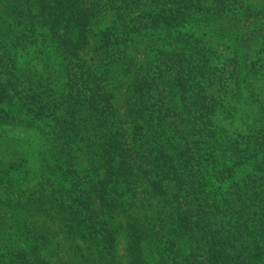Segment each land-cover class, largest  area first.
I'll return each mask as SVG.
<instances>
[{
    "label": "trees",
    "instance_id": "trees-1",
    "mask_svg": "<svg viewBox=\"0 0 264 264\" xmlns=\"http://www.w3.org/2000/svg\"><path fill=\"white\" fill-rule=\"evenodd\" d=\"M0 264H264V6L0 0Z\"/></svg>",
    "mask_w": 264,
    "mask_h": 264
},
{
    "label": "rangeland",
    "instance_id": "rangeland-1",
    "mask_svg": "<svg viewBox=\"0 0 264 264\" xmlns=\"http://www.w3.org/2000/svg\"><path fill=\"white\" fill-rule=\"evenodd\" d=\"M250 3H254L256 6H264V0H249ZM121 94L119 95V105H120V109H122L124 111L125 109V103L127 101V97H128V92L127 89L123 88L122 91L120 92ZM22 141H25V144H23V149L26 152V155L28 156V158L31 161L32 164V171L35 169L36 167V162H37V152H38V141H35L33 137H27L25 139H23ZM142 206H141V211L138 212L139 216L140 215H152V211H153V207L155 205V201L153 199H149L148 197L146 198H142ZM164 200L162 199V205L164 204ZM161 205V206H162ZM157 207H160L159 204L157 205ZM129 242V240L127 239V235L124 237L123 242H121V244H123L122 248L120 247V251L121 253H124V248H126L127 243ZM125 245V247H124Z\"/></svg>",
    "mask_w": 264,
    "mask_h": 264
}]
</instances>
